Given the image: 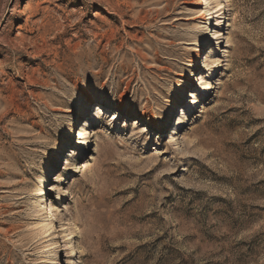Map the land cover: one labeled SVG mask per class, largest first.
Instances as JSON below:
<instances>
[{
    "label": "rangeland",
    "instance_id": "rangeland-1",
    "mask_svg": "<svg viewBox=\"0 0 264 264\" xmlns=\"http://www.w3.org/2000/svg\"><path fill=\"white\" fill-rule=\"evenodd\" d=\"M209 1L0 0V264H264V0Z\"/></svg>",
    "mask_w": 264,
    "mask_h": 264
},
{
    "label": "bare ground",
    "instance_id": "bare-ground-1",
    "mask_svg": "<svg viewBox=\"0 0 264 264\" xmlns=\"http://www.w3.org/2000/svg\"><path fill=\"white\" fill-rule=\"evenodd\" d=\"M196 2H199L201 5H206L207 6V8H208V10L209 11H212V8L210 7V1L209 0H196ZM220 4H218V6H219ZM222 8V5H220V9ZM212 15H213V13H212ZM214 17V16H213ZM196 18H199V19H201V20H204L205 19V16H204V13H199L197 16H196ZM200 55H199V53H196V56H195V62L196 63H198V64H200V57H199ZM201 65V64H200ZM189 81L192 83V82H194L195 81V76L194 75H192V77H190V79H189ZM104 99H106L105 97H102V98H100V100L102 101V100H104ZM100 101V102H101ZM123 103L122 102H118V106L120 107L121 105H122ZM118 106H117V108H118ZM142 115H144V116H146L147 114H148V111H145V112H142L141 113ZM179 124H184V123H186V120L185 119H182V118H180V120H179V122H178ZM74 132H76V131H70V134H71V136H73L75 133ZM80 134H84V131H82ZM75 137H76V134H75ZM175 139V135H172V137H171V140H174ZM83 141L82 142H80V143H82V144H89V142H90V135H89V137H86L85 139H82ZM80 143H78V144H80ZM64 176V175H63ZM47 187H50V185H48ZM53 188V187H52ZM52 188L50 189V190H52ZM54 189V188H53ZM46 209V215H50V217L51 218H55V216H54V210L51 208V206L49 205L48 207H46L45 208ZM56 210H58V208L56 209ZM52 219V220H53ZM52 226H54V221L53 222H51L50 223ZM55 228H57V226L55 227ZM66 237V241L69 243V245H70V247H71V252H70V254L72 255V254H76L77 252H78V249H77V247H76V245H74V242H73V236H72V234H68L67 236H65ZM61 241H59L58 242V245H57V247H58V249L59 250H62V247H61V243H60ZM69 262H70V264H74L75 263V260L74 259H70L69 260Z\"/></svg>",
    "mask_w": 264,
    "mask_h": 264
},
{
    "label": "clouds",
    "instance_id": "clouds-1",
    "mask_svg": "<svg viewBox=\"0 0 264 264\" xmlns=\"http://www.w3.org/2000/svg\"><path fill=\"white\" fill-rule=\"evenodd\" d=\"M210 67V66H209Z\"/></svg>",
    "mask_w": 264,
    "mask_h": 264
}]
</instances>
